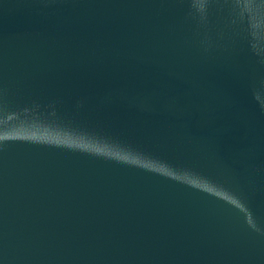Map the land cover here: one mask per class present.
Instances as JSON below:
<instances>
[{"label":"water","instance_id":"water-1","mask_svg":"<svg viewBox=\"0 0 264 264\" xmlns=\"http://www.w3.org/2000/svg\"><path fill=\"white\" fill-rule=\"evenodd\" d=\"M0 264H264V0H0Z\"/></svg>","mask_w":264,"mask_h":264}]
</instances>
